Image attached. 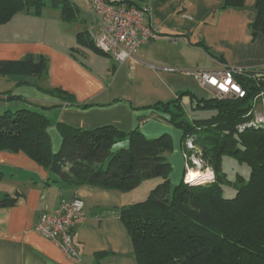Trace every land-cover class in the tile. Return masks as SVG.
<instances>
[{
	"label": "crops",
	"instance_id": "crops-1",
	"mask_svg": "<svg viewBox=\"0 0 264 264\" xmlns=\"http://www.w3.org/2000/svg\"><path fill=\"white\" fill-rule=\"evenodd\" d=\"M67 1L76 8L72 19L63 18L61 7L48 5L0 24V61L47 60L41 75L0 72V114L20 109L45 114L54 152L62 145L60 122L85 129H139L148 138L168 134L173 141L166 154L170 177L180 183L192 169L191 159L182 148V130L161 107L179 98L188 116H199L193 107L214 97L190 70L229 66L264 74V34L251 30L257 0H244L240 7L225 6V0H147L158 37L122 63L90 44L86 32L97 24L90 3ZM128 146L124 140L114 150ZM136 191L72 185L24 152L0 150V197L19 198L16 205L0 208V264H139L120 215L123 207L142 200ZM76 197L85 203V215L74 229L80 261L34 229L40 214L58 212Z\"/></svg>",
	"mask_w": 264,
	"mask_h": 264
},
{
	"label": "trees",
	"instance_id": "trees-1",
	"mask_svg": "<svg viewBox=\"0 0 264 264\" xmlns=\"http://www.w3.org/2000/svg\"><path fill=\"white\" fill-rule=\"evenodd\" d=\"M107 1L138 8L147 5V0ZM243 2L225 0L224 5L240 7ZM48 5L61 7L64 19H72L76 11L67 0H0V24L18 12L38 13ZM256 9L251 30L264 34V0L256 1ZM14 69L41 75L47 60L28 56L0 61V72ZM235 77L246 95L198 101L193 109L211 112L208 117L188 116L179 98L161 107L182 130L186 157L192 154L188 144L197 146L204 166L214 172L212 181L172 183V164L166 154L173 150V141L168 134L148 138L139 129L125 132L111 125L85 129L60 122L62 145L54 152L50 120L33 109L0 114V150L24 152L72 185L128 192L146 180L160 178L146 199L120 211L139 264H264V125L252 123L254 103L260 95L264 97V74L245 70ZM124 140L129 146L114 150ZM225 156L247 164L249 176L237 174L235 180H228L223 170ZM223 185L234 186L235 196L226 197ZM18 201L17 196L0 197V208Z\"/></svg>",
	"mask_w": 264,
	"mask_h": 264
},
{
	"label": "built area",
	"instance_id": "built-area-1",
	"mask_svg": "<svg viewBox=\"0 0 264 264\" xmlns=\"http://www.w3.org/2000/svg\"><path fill=\"white\" fill-rule=\"evenodd\" d=\"M87 1L97 16V24L89 29L88 36L99 51L111 56L116 62L122 63L132 58L143 45L158 37V30L150 21L149 5L138 8L127 3L111 4L107 0ZM245 70L227 66L216 71L190 70L188 74L210 88L215 97L242 98L246 91L235 74L244 73ZM252 123L264 125V115L260 113ZM84 215L85 203L76 197L64 203L58 212L40 214L34 229L56 243L69 259L80 261L74 229Z\"/></svg>",
	"mask_w": 264,
	"mask_h": 264
},
{
	"label": "rangeland",
	"instance_id": "rangeland-1",
	"mask_svg": "<svg viewBox=\"0 0 264 264\" xmlns=\"http://www.w3.org/2000/svg\"><path fill=\"white\" fill-rule=\"evenodd\" d=\"M260 113H262L264 115V97L263 96H259L256 99V102L254 103V109H253V115L254 118L256 116H258ZM212 113L211 112H207V111H199L198 115L200 117H208L210 116ZM190 150H192V154L190 156H188L187 158L191 159V163L188 161V169L190 170H195V171H199L200 173L198 174H194V181L193 179L190 177L191 174H188L190 172V170H188L187 175L185 177V179H187L188 181H193V182H198L200 180H202V182H207V181H212L214 179V173L213 170L210 167H205L202 160L200 159L199 155L197 154V152L199 151L197 146L192 145V143L188 144ZM192 158H195L192 159ZM193 166H195V168H193ZM223 170L226 173V176L228 178V180H235L237 174H241L245 177H248L250 174V168L247 164H243L240 163L238 160H236L234 157L231 156H225L224 160H223ZM172 172V171H171ZM171 176V174H170ZM171 178V177H170ZM158 181H160V178H157ZM191 181V182H192ZM143 183V182H142ZM140 184L135 190H139L136 191L137 193H135L137 195V197H140L142 200L146 199L147 196L149 195L150 191L156 186L155 184L150 186V183H143ZM159 183V182H158ZM223 189H224V195L226 197H234L236 194V188L234 186L229 187L227 185H223ZM135 192V191H133ZM140 200V201H142Z\"/></svg>",
	"mask_w": 264,
	"mask_h": 264
},
{
	"label": "bare ground",
	"instance_id": "bare-ground-1",
	"mask_svg": "<svg viewBox=\"0 0 264 264\" xmlns=\"http://www.w3.org/2000/svg\"><path fill=\"white\" fill-rule=\"evenodd\" d=\"M190 177L193 179L194 178V175H190ZM192 181V180H191ZM193 181H194V179H193Z\"/></svg>",
	"mask_w": 264,
	"mask_h": 264
},
{
	"label": "water",
	"instance_id": "water-1",
	"mask_svg": "<svg viewBox=\"0 0 264 264\" xmlns=\"http://www.w3.org/2000/svg\"><path fill=\"white\" fill-rule=\"evenodd\" d=\"M201 181V180H200ZM200 181H198L197 183H199ZM192 183V182H191Z\"/></svg>",
	"mask_w": 264,
	"mask_h": 264
}]
</instances>
